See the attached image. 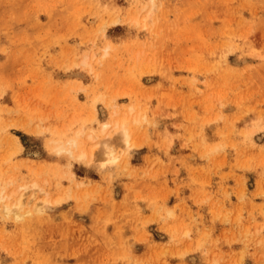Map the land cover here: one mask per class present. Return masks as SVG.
Listing matches in <instances>:
<instances>
[{"label":"rangeland","instance_id":"1","mask_svg":"<svg viewBox=\"0 0 264 264\" xmlns=\"http://www.w3.org/2000/svg\"><path fill=\"white\" fill-rule=\"evenodd\" d=\"M1 186L0 264H264V0H0Z\"/></svg>","mask_w":264,"mask_h":264},{"label":"bare ground","instance_id":"2","mask_svg":"<svg viewBox=\"0 0 264 264\" xmlns=\"http://www.w3.org/2000/svg\"><path fill=\"white\" fill-rule=\"evenodd\" d=\"M107 54V50H105V53L103 54V57ZM87 59V58H86ZM83 59V64H88L87 60ZM128 117L127 116H123L120 120H115L114 122V128L118 129L117 131V138L116 140L122 144L126 149L130 147V132H129V128H128ZM106 130V126H103V131ZM70 144V147H68L67 145ZM79 145V142L76 139H71L70 141H68V144L66 143H61L59 142L55 147L57 149V151H61L63 149H65L67 152L72 153V149L77 148ZM67 146V147H66ZM221 146H223V144L220 146H215L209 149L210 152H213L215 150H217L218 148H222ZM100 156L102 158L105 159L106 162H104V165H109L110 167H114L118 164V161H121V154L120 151H118L116 148H114L112 146L111 143L106 142L104 143L100 149ZM95 150L92 149L91 154H94ZM80 157H84L87 156L86 152H82L80 155ZM34 186H37L34 183ZM2 187V186H1ZM6 188V187H5ZM4 186L2 188H0V203L2 205V210L4 212V214H6V216L8 217L9 215H16V217H20L23 214L20 213V209L24 206V199H23V192H19L17 194V191H5ZM34 190V194H35ZM34 196V195H33ZM39 203H34V205H30L31 207L25 212H42L43 207L38 205ZM41 204V203H40ZM1 210V212H2ZM2 214V213H1ZM3 215V214H2Z\"/></svg>","mask_w":264,"mask_h":264}]
</instances>
